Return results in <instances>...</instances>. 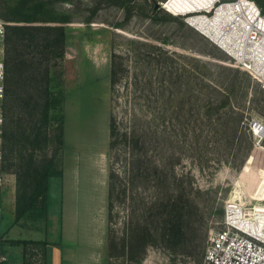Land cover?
<instances>
[{"label":"rangeland","instance_id":"obj_1","mask_svg":"<svg viewBox=\"0 0 264 264\" xmlns=\"http://www.w3.org/2000/svg\"><path fill=\"white\" fill-rule=\"evenodd\" d=\"M17 1L0 0L7 24L15 22L2 14ZM154 1L47 0L53 13L69 19L65 54L50 62L52 90H63L65 97L51 108V141L36 155L57 152L63 174L50 179L47 230L14 225L13 192L3 193L7 260L2 264L16 262L11 241L16 237L47 239L46 264H107L108 228L118 243L109 264H210L206 250L225 226L228 201L244 204L246 211L264 202V81L188 23V13L217 0H156L161 6L155 10ZM2 47L0 82L9 88L12 114L21 128H33L28 94L43 92V78L33 73L40 60L30 70L8 57L40 56L8 53L6 32ZM114 54L117 80L112 82ZM3 99L2 170L10 177L16 159L4 136ZM60 117L63 147L55 141ZM111 118L117 127L113 148ZM255 121L261 132H255ZM30 145L20 140L16 153ZM132 164L141 170L133 181ZM110 166L127 188L120 198L115 193L111 219ZM175 203L189 213L187 241L169 248L162 234ZM146 228L155 230L146 246L118 255L124 238L129 244L133 235L138 245ZM31 264H43L39 254Z\"/></svg>","mask_w":264,"mask_h":264},{"label":"trees","instance_id":"obj_2","mask_svg":"<svg viewBox=\"0 0 264 264\" xmlns=\"http://www.w3.org/2000/svg\"><path fill=\"white\" fill-rule=\"evenodd\" d=\"M264 13L263 0H256ZM8 22L15 24H6V47L8 53H27L35 52L40 57H8V61L18 58L28 65L30 70L39 61V66H35L34 72L43 78L44 88L41 96L35 97V93L28 94V104L30 103L29 120L33 121V128H21L15 121L16 116L12 114L11 94L8 87L4 90L3 106L5 110V140L10 142L12 149L8 153L14 155L15 164L10 165V169L16 175V204L15 220L13 224H18L28 230L46 229L48 223V191L49 179L55 176H61L63 169L57 163V152L54 155L39 157L36 150L47 146L51 141L48 132V126H51L52 117L50 110L64 100L63 90L56 94L52 90V75L50 62L53 59H62L65 54L66 27L65 23L69 19L64 15L53 13L47 6V0H18L14 5L9 6L8 11L2 14ZM116 54L112 57L111 78L112 82L117 80ZM33 68V70H34ZM61 118V117H60ZM116 124L113 118L110 120V147L114 146L116 135ZM56 140L60 147L64 145V119H60L58 124ZM20 140H26L30 145L29 149L24 147V151L16 153L15 145ZM42 143V144H41ZM59 147V148H60ZM28 150V151H27ZM130 167V177L132 181L140 175V169L132 164ZM108 218L111 219V210L113 209V199L118 192V198L127 190L126 185L120 179V172L110 166L108 174ZM115 177L119 181L115 182ZM173 211L168 213L162 234V242L169 248H177L187 241V220L189 213L184 205L175 203ZM145 233L139 237L140 243H133V235L129 244L125 238L121 244L120 256H125L126 252L139 246H146L148 240L155 237V230L146 228ZM3 233L4 230H3ZM108 259L114 257L113 249L118 247L115 238L111 237L108 228ZM129 238V239H131ZM12 242L23 244L24 264H31V258L39 254L46 264V248L48 241L45 239H11ZM195 247H197L195 245Z\"/></svg>","mask_w":264,"mask_h":264},{"label":"built area","instance_id":"obj_3","mask_svg":"<svg viewBox=\"0 0 264 264\" xmlns=\"http://www.w3.org/2000/svg\"><path fill=\"white\" fill-rule=\"evenodd\" d=\"M244 2H247L244 3ZM249 6L252 3V12L247 11L245 7L239 8V4ZM230 15L235 16V21L232 23V29L238 31L241 46L245 45V52L258 51L264 57V13L261 7L255 0H217L212 7V10H202L197 13H204L208 17H215L217 12L224 10ZM195 14V13H193ZM191 16V15H189ZM232 21V20H231ZM188 23L195 26L188 19ZM6 21L0 17V81L4 75V64L1 60L3 52V40L6 32ZM200 32L206 35L202 29L195 26ZM228 30V29H227ZM207 36V35H206ZM211 38L217 45L224 50L226 48L221 46L213 37ZM239 41L238 39H236ZM243 42V44H242ZM257 52V53H258ZM237 60L244 63V66L250 70L253 75L264 81V75L257 74L252 69V62L247 60L250 57H236L235 54L228 51ZM250 56L256 60V64L264 65L260 61L258 55ZM3 85L0 82V97L3 96ZM2 117L0 113V245L3 240V193L5 192L8 177L2 170L3 152H2V138H1V124ZM259 126L262 131L263 126L258 122H254V129ZM256 132V129H255ZM264 205V202H262ZM249 211H241L236 206H228L224 220V228L215 232L211 237V242L207 247L205 260L210 264H264V208L258 209L255 205ZM7 259L6 255L1 252L0 248V263Z\"/></svg>","mask_w":264,"mask_h":264},{"label":"bare ground","instance_id":"obj_4","mask_svg":"<svg viewBox=\"0 0 264 264\" xmlns=\"http://www.w3.org/2000/svg\"><path fill=\"white\" fill-rule=\"evenodd\" d=\"M216 2V1H215ZM214 2V3H215ZM214 3L212 4L211 7L204 8V10H212V7L214 6ZM247 4V2H244ZM163 5V3H162ZM252 3H250L249 6H245L242 3L239 4V8L243 9V7L246 8L247 11H251L252 12ZM164 6V5H163ZM224 10H220L219 12H217L215 17H208V15H205L204 13H188L189 16L188 19L190 20V22L192 24H194L195 26H197L198 28L202 29V31L207 35V36H211L213 37L218 43L221 44V46H223L224 48H226L229 52L233 53L236 55V57H250L247 61L248 62H252V69L254 70L255 73L259 74L261 73L262 75H264V65H259L256 64V60H254L251 56L250 53L253 55H258L260 61H262L264 63V57L262 56L261 53H259L258 51L254 50V51H248L247 54H242L245 52V45L241 46L240 43V37L238 35V31H234L232 29V23L235 21V16L234 15H230L228 14V12ZM202 11V10H201ZM232 20V21H231ZM228 29V30H227ZM236 39H238L239 41H237ZM243 44V42H242ZM244 51V52H243ZM258 52V53H257ZM259 126H256L255 129H257L259 132H261L259 130ZM258 133V132H256ZM239 196V190L235 191ZM235 198L237 199V195L235 196ZM234 200V199H233ZM238 202V201H237ZM229 205L228 206H236L239 209H241V211H246L245 209V205L244 204H240V203H236L233 204L231 202V200L228 201ZM256 207L259 209L264 208V205L262 203H259L256 205ZM247 212V211H246Z\"/></svg>","mask_w":264,"mask_h":264},{"label":"crops","instance_id":"obj_5","mask_svg":"<svg viewBox=\"0 0 264 264\" xmlns=\"http://www.w3.org/2000/svg\"><path fill=\"white\" fill-rule=\"evenodd\" d=\"M7 179H8V183H7L5 191L12 190V192H13V195H12V198H11V203H12V209H13V212H14V219H13V221H14L15 220V204H16V177H15V175L11 174L10 177H8ZM50 179H49V189H50ZM48 195H49V191H48ZM49 216H50V208H49V204H48V220L50 221ZM47 226H48V223H47ZM42 230H44V229H42ZM45 230H47V227H46ZM3 236L5 237V233H4ZM21 238L22 237H16V238H12V239H21ZM23 239H29V238H23ZM45 240H47V239H45ZM4 241H5V238H3L2 242H1V245H0L1 252L3 251L2 248H3ZM13 243L15 244L14 249L16 250V253L18 254V256L16 255V257H15L16 262L7 263V264H24V247H23V244H19V243H16V242H13ZM46 252H47V248H46ZM81 263L84 264L83 260H82ZM0 264H2V263H0Z\"/></svg>","mask_w":264,"mask_h":264},{"label":"water","instance_id":"obj_6","mask_svg":"<svg viewBox=\"0 0 264 264\" xmlns=\"http://www.w3.org/2000/svg\"><path fill=\"white\" fill-rule=\"evenodd\" d=\"M160 6H161V3L155 0L153 3V9L155 10L156 8H158Z\"/></svg>","mask_w":264,"mask_h":264}]
</instances>
